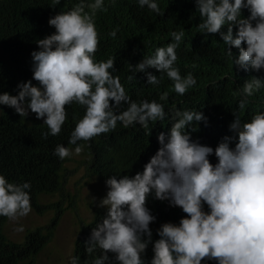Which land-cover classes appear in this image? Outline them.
<instances>
[{
	"label": "clouds",
	"instance_id": "1",
	"mask_svg": "<svg viewBox=\"0 0 264 264\" xmlns=\"http://www.w3.org/2000/svg\"><path fill=\"white\" fill-rule=\"evenodd\" d=\"M61 0H53V8ZM201 21L197 27L204 36H219L226 48L222 54L234 60L242 71L264 69V0H195ZM140 8L161 16L156 0H138ZM247 9L250 15L245 17ZM107 12L104 0H79L71 10L50 18L55 32L36 41L39 50L31 53L32 80L18 85V95L0 94V105L14 108L21 117L29 110L43 119L49 135L58 136L67 120V106L77 104L85 114L76 123L68 143L74 150L57 145L54 155L64 160L80 155L79 141L114 132L118 122L127 129L139 125L149 129L166 118L164 104L153 100L134 101L126 93L120 77L114 75L115 59L97 61L99 32L95 17ZM227 26V31L223 29ZM234 29L237 31L234 32ZM119 28L109 36L116 38ZM173 42L158 47L155 54L145 57L135 66L144 72L147 84L160 85L164 75L173 82L172 90L180 96L197 85L191 72L181 76L175 66L176 49L185 32L169 33ZM246 45V47L244 46ZM233 48L239 49L236 55ZM196 67V65H193ZM155 69L159 76L149 72ZM135 79L130 75L128 80ZM264 88V78L252 76L238 94V109L242 112L249 98ZM169 92L159 95L167 101ZM115 102L114 104L112 102ZM122 103L127 107L122 111ZM171 128L158 135L157 152L133 175H111L106 180L108 191L99 207L106 214L92 228L85 242L88 256L99 251L92 264H264V111H256L250 121L242 122L233 112L229 128L232 135L224 136L213 148L192 139L189 125L199 126L208 118L202 111L177 110L173 106ZM191 130V131H190ZM234 145V147L232 146ZM214 155L217 163L209 159ZM31 184H17L0 174V216L11 221L26 217L32 211L29 191ZM154 194L159 201H168L185 214L179 224L167 222L158 229L159 239L153 241L150 228L156 217L147 207ZM205 205L207 210H205ZM23 231V227L17 228ZM153 257L146 262L149 245ZM79 257H71L78 264Z\"/></svg>",
	"mask_w": 264,
	"mask_h": 264
},
{
	"label": "trees",
	"instance_id": "2",
	"mask_svg": "<svg viewBox=\"0 0 264 264\" xmlns=\"http://www.w3.org/2000/svg\"><path fill=\"white\" fill-rule=\"evenodd\" d=\"M79 0H61L53 8V0H0V94L18 95V85L32 80L33 60L31 53L38 51L37 40L53 34L55 28L49 26V19L60 12H67ZM163 16L150 12L147 7L140 8L138 0H104L107 12L100 11L95 17L99 32V48L95 55L97 61L115 59L114 75L120 77L126 93L134 101L156 100L164 104L166 118L157 124L150 123L145 130L139 125L127 129L118 122L114 132L101 134L89 142L79 141L83 145L80 155L86 158L88 174L101 184L111 175H135L143 171L144 165L160 147L158 135L166 134L171 128L173 106L177 110L202 111L208 118L207 126L201 122L189 125L193 130L192 139L215 148L222 138L232 135L230 124L234 121L233 112L241 117L242 122L250 121L256 111H264V88L253 97L241 112L238 109V94L244 82L252 76L264 78V69L242 71L235 67L234 60L229 61L221 52L226 46L217 36L202 35L197 25L202 22L195 0H156ZM243 15H250L247 9ZM119 28L116 38L109 33ZM185 32L183 40L176 49L178 60L175 66L181 76L189 72L197 80V85L183 95L172 90L173 82L166 74L160 85L147 84L144 72H135V66L155 54L158 47H166L173 42L169 35L172 31ZM227 31V26L223 29ZM237 31L234 29V32ZM246 47V45H244ZM234 54L239 49L233 48ZM196 65V67H193ZM149 72L159 76L155 69ZM132 75L135 79L129 81ZM33 85H37L32 80ZM169 92L167 101H160L159 95ZM115 103L114 101L112 102ZM127 104L122 103V111ZM67 120L58 136L44 133L49 129L43 119L29 110V115L21 117L14 108L0 105V174L9 182L31 184L30 197L32 210L38 215L52 211L54 216L46 226L26 233L21 243L9 240L4 234L7 217L0 216V264H37V257L49 244L66 210L74 208L75 200L69 198L66 191L68 181L66 163L54 155L57 145L70 149L75 145L68 143L76 123L85 114V109L77 104L67 106ZM191 131V130H190ZM234 147V145H232ZM209 159L217 163L214 155ZM59 195L57 202L42 204L41 196ZM147 207L156 220L150 224L153 241L159 239L158 229L167 222L179 224L185 215L181 208L170 206L168 201H159L154 194L148 198ZM205 210L207 206L205 205ZM106 214V209H96L93 219L88 223L80 221L75 239L73 256L79 257L78 264H92V259L99 251L88 256L85 242L90 238L92 228ZM150 244L145 256L150 262L154 253ZM113 258L114 254L109 253ZM202 264H217L216 261H202Z\"/></svg>",
	"mask_w": 264,
	"mask_h": 264
},
{
	"label": "rangeland",
	"instance_id": "3",
	"mask_svg": "<svg viewBox=\"0 0 264 264\" xmlns=\"http://www.w3.org/2000/svg\"><path fill=\"white\" fill-rule=\"evenodd\" d=\"M71 159V162L66 163L68 181L65 188L69 198L75 200L74 208L64 212L51 242L37 257V264H71L80 221L87 223L93 219L95 210L101 208L100 200L108 191L105 184H101L95 177L88 174L86 158L73 154ZM59 199V195H43L40 197V202L50 204ZM53 216L52 211L38 215L32 210L29 215L16 221L7 219L4 234L9 240L21 243L28 231L46 226ZM21 226L23 231H17V228Z\"/></svg>",
	"mask_w": 264,
	"mask_h": 264
},
{
	"label": "bare ground",
	"instance_id": "4",
	"mask_svg": "<svg viewBox=\"0 0 264 264\" xmlns=\"http://www.w3.org/2000/svg\"><path fill=\"white\" fill-rule=\"evenodd\" d=\"M77 210H78V209H77ZM77 210H76V211H77ZM73 212H74V211H73ZM88 223H89V222H88Z\"/></svg>",
	"mask_w": 264,
	"mask_h": 264
}]
</instances>
